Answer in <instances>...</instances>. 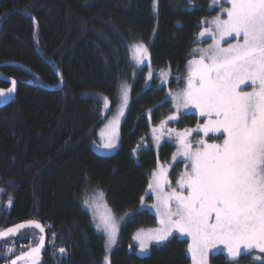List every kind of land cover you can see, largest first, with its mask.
<instances>
[{"label": "trees", "instance_id": "1", "mask_svg": "<svg viewBox=\"0 0 264 264\" xmlns=\"http://www.w3.org/2000/svg\"><path fill=\"white\" fill-rule=\"evenodd\" d=\"M215 13L211 0H159L157 11L154 0H0V74L18 83L14 100L0 103V232L35 221L48 244L54 233L67 251L59 261L48 246L41 264H104V239L81 204L97 187L116 214L132 213L109 264H193L183 238L153 245L148 255L132 242L137 229L156 225L153 214L139 211L158 164L145 145L151 125L173 107L165 88H146L129 44L151 43L155 34V71L171 68L184 78L203 21ZM124 81L132 84V103L121 146L101 156L91 143L104 123L102 106L86 94L114 100ZM10 87L0 76V89ZM184 120L197 122L195 116ZM174 150L165 142L160 158ZM4 253L0 249V258ZM251 257L216 254L207 264H250Z\"/></svg>", "mask_w": 264, "mask_h": 264}, {"label": "snow or ice", "instance_id": "2", "mask_svg": "<svg viewBox=\"0 0 264 264\" xmlns=\"http://www.w3.org/2000/svg\"><path fill=\"white\" fill-rule=\"evenodd\" d=\"M223 3L230 7H223ZM213 4L221 7L226 18L216 16L210 22L214 27L200 33L201 37L211 35L213 43L195 50L199 58L188 62L186 87L173 99L177 110L182 103L207 118L197 131L204 136L222 133L223 141L208 143L200 139L196 142L198 147L193 148L188 142L193 130L176 134L179 154L188 161L187 170L176 181L179 190L171 187L165 171L153 174L149 189L156 195L157 204L153 207L161 216V227L146 238L136 237L141 251H145L147 240H167L173 230L184 234L192 241L188 252L193 264H207L209 249L218 244L224 245L232 259L241 248L264 253V0H213ZM229 37L235 43L222 46ZM134 47L137 63H143L147 48L143 44ZM12 84L8 93L15 91V81ZM242 85H250L251 91L242 90ZM120 88L127 106L129 86L122 83ZM5 95L0 90V97ZM104 104L107 108V98ZM116 124L118 121L112 122L113 135L101 145L105 149L115 147ZM165 185L171 190L166 192ZM96 191L102 198L104 193ZM102 220L107 233L105 247L110 250L116 243L117 225L111 216ZM29 226L44 231L39 223L30 221L0 232V238ZM43 244L41 237L36 248L11 264L34 257ZM104 264H108L107 256Z\"/></svg>", "mask_w": 264, "mask_h": 264}, {"label": "rangeland", "instance_id": "3", "mask_svg": "<svg viewBox=\"0 0 264 264\" xmlns=\"http://www.w3.org/2000/svg\"><path fill=\"white\" fill-rule=\"evenodd\" d=\"M158 5H159V0H154V9H156V11ZM222 6L230 7V5H228L227 3H223ZM192 7L193 6H191V8ZM211 9L213 11H216V13L214 16L204 19L202 29L198 33V37L196 40L197 43L193 48V53L190 60L199 58V53L196 52L195 50L206 49L208 48L209 45L213 43L211 35L206 34L204 37H201L200 33L205 29L214 27L213 25H211L210 22L216 16L220 15L221 18H226V14H223L221 12V7L213 4V0H211ZM154 39H155V34L151 41L153 42ZM227 42L235 43V39L232 37L226 38V42H222V46L226 47ZM151 43H146L142 41L130 43L129 51H130L131 61L134 64V66L138 68V70L145 71L146 88H149L153 85H157L160 88L166 89L167 98L172 102V107H173V112L169 116L175 115L177 119L169 120L168 119L169 116H166L159 124L151 125V131H150L151 144H146L145 146L149 148L150 147L149 145H151L152 149H154V151L157 153L158 164L154 169V171L152 172L150 183H152L153 181V174L159 173L160 171L163 170L167 174V178L171 184V187L177 188V190H179L176 181L179 180L181 174L187 170L186 165L188 164V161L183 155L179 154L180 145L177 141L176 134L183 133L185 132V130L188 129L193 130L188 135V142L192 144L193 148L198 147V144L196 142L200 139H204L208 143H222L223 134L209 133L208 136H204L203 132L197 131V126L202 125L206 121L207 119L206 117H201L198 110H196L191 106L185 108L182 105V103L179 106V110H177V101H175L173 97L177 96L186 87V77H187L189 65L187 64L184 78L181 75H177L176 73H173L171 68H166L161 71H155L152 62L151 52H150ZM138 44H143L147 48V57L144 58L143 63H137L135 58L136 53L134 46ZM162 72L165 73L166 75H161ZM181 81L184 82L182 86H181ZM122 83H126L129 86V99L127 106H124L123 104L120 87L114 100L100 93L90 92L86 94V96L88 97L97 98L101 102V106H102L100 114L101 117L104 119V123L97 130L96 136L92 139V143H91V147L94 150V152L101 156H106V157L113 156L118 152L121 146L122 127L126 120V117L128 115L132 103V84L128 81H124ZM241 87L242 90L251 91L250 85H242ZM105 98H107L108 101L107 108L105 107L104 104ZM121 109H123L122 114H121ZM188 116H195L197 118V122L195 124H191V122L185 121L184 119ZM113 121H118V124L115 125L116 128V133L114 136L115 147L112 149H105L101 145L107 142L109 137L113 135V131H112ZM165 142L172 143L175 146V150L171 154V156L167 158V160H162L160 158V150L162 146L165 144ZM97 189H99L104 193L102 198L98 197L96 191ZM164 190L167 192L170 191L171 189L167 185H165ZM85 201H88V203H85ZM81 204L82 207L90 214L92 226L94 227L98 235L103 237L105 245L107 242V233L104 231V224L102 218L111 216L115 219L118 229L116 243L111 247L110 250L106 249L105 247L104 258L105 256L108 257V264H109L110 257L114 252V250L116 249L117 245L119 244L121 230L124 227V225L128 222V220L131 218L132 213L128 212L121 215L116 214L111 208L105 192L97 187L89 188L85 192L81 200ZM156 204H157L156 195L153 192H151V190L148 187L146 196L144 197L139 207V211H148L151 214H153L156 218V225L139 228L134 232L132 237V242L136 248V251L140 255L150 254L153 245L165 243L173 237L183 238L187 240L189 244L192 242L190 237L173 230L172 235L169 236L167 240L160 242H157L156 240H147V249L145 251H141L140 240L136 238L137 235L146 238L148 235L154 234L155 230L161 227L160 224L161 216L158 214L157 208L153 207V205ZM98 225L99 228L97 227ZM150 230H152V232H150ZM41 237H43V233H41L39 229L35 228L34 226L25 227L20 229L16 234H14L8 239H1L0 249L5 250L4 258L7 260H11L16 256L21 257L27 253H30L31 249L36 248L39 245ZM24 241H27L28 243L26 245L22 244L21 242ZM16 243L18 248L17 247L15 248L14 246ZM48 246L51 247V251H52L51 256L53 258H57L60 261L67 257V251L65 250V248L60 247L58 245L56 234L52 233L51 240L49 241ZM60 249H64V251L61 252ZM216 254H224L231 260H237L243 255L251 254L252 260L250 264H264V253H261L258 249L246 250L244 248H241L240 254L235 259H232L231 257L228 256L227 250L225 249L224 245L218 244L216 245V247L209 249L207 253V261L212 255H216ZM24 264H41V260L39 259L37 261H33L30 263L27 262Z\"/></svg>", "mask_w": 264, "mask_h": 264}, {"label": "water", "instance_id": "4", "mask_svg": "<svg viewBox=\"0 0 264 264\" xmlns=\"http://www.w3.org/2000/svg\"><path fill=\"white\" fill-rule=\"evenodd\" d=\"M0 76H1L6 82H8L9 84H11V87H10V88L13 87L12 81H15V80H13V79H11V78H9V77L3 75V74H0ZM14 88H15V91L12 92V93H8V92H7L8 89H0V90H3V91L6 93V95H5L4 97H0V103H1V104L5 105V104L10 103V102H12V101L14 100V98L16 97V95H17V93H18V83H17L16 81H15ZM23 224H28V223H23ZM39 224H40V223H39ZM40 225L44 228V226H43L42 224H40ZM12 228L14 229L15 226L12 227ZM19 230H20V229H19ZM19 230H18V231H19ZM6 231H7V230H5V231H3V232H6ZM18 231H16L15 234H16ZM42 233H43L44 244H43V247H41L40 252H39L38 254H36L34 257H30V258H25V259L18 260V261H17V264H21V263H25V262H28V261L34 260L35 258H37L38 256H40V255H42V254H44V253L46 252L47 243H48V236H47V232H46L45 228H44V231H43ZM11 236H13V235H10V236H9V235H6L3 239H8V238H10Z\"/></svg>", "mask_w": 264, "mask_h": 264}, {"label": "flooded vegetation", "instance_id": "5", "mask_svg": "<svg viewBox=\"0 0 264 264\" xmlns=\"http://www.w3.org/2000/svg\"><path fill=\"white\" fill-rule=\"evenodd\" d=\"M2 238H0V240H1ZM15 246V248L17 247V243L14 245ZM47 247H48V243H47ZM18 248V247H17ZM46 252H47V248H46ZM46 252L44 253V254H42V255H40V256H38L37 258H35L34 260H31V261H28V263H30V262H33V261H37V260H42V258L41 257H43L45 254H46ZM1 257V256H0ZM3 258V259H2ZM2 258H0V264H11V261L12 260H16L17 259V256L16 257H14L13 259H11V260H7V259H5L4 257H2ZM3 260V261H2ZM25 263H27V262H25ZM21 264H24V263H21Z\"/></svg>", "mask_w": 264, "mask_h": 264}]
</instances>
